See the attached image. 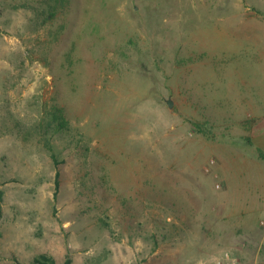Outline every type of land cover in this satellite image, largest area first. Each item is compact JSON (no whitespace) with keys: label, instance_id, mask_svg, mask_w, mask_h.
Here are the masks:
<instances>
[{"label":"rangeland","instance_id":"1","mask_svg":"<svg viewBox=\"0 0 264 264\" xmlns=\"http://www.w3.org/2000/svg\"><path fill=\"white\" fill-rule=\"evenodd\" d=\"M258 148L264 0H0V264H264Z\"/></svg>","mask_w":264,"mask_h":264},{"label":"trees","instance_id":"2","mask_svg":"<svg viewBox=\"0 0 264 264\" xmlns=\"http://www.w3.org/2000/svg\"><path fill=\"white\" fill-rule=\"evenodd\" d=\"M51 122H55L56 123V127L57 128H64L67 124V120L64 116H62V113H61V110L60 109H56L55 112L51 115V118H50ZM258 151H259V154L261 157L264 158V153L261 151L260 148H258ZM54 155V154H53ZM1 199H2V195H1V191H0V219L2 217V205H1ZM42 259V260H40ZM40 259H36V263L37 264H52L46 256H41ZM47 260L49 262H47Z\"/></svg>","mask_w":264,"mask_h":264},{"label":"built area","instance_id":"3","mask_svg":"<svg viewBox=\"0 0 264 264\" xmlns=\"http://www.w3.org/2000/svg\"><path fill=\"white\" fill-rule=\"evenodd\" d=\"M216 264H235L236 260L232 257V254L228 251L223 252L220 257H217L215 260Z\"/></svg>","mask_w":264,"mask_h":264},{"label":"water","instance_id":"4","mask_svg":"<svg viewBox=\"0 0 264 264\" xmlns=\"http://www.w3.org/2000/svg\"><path fill=\"white\" fill-rule=\"evenodd\" d=\"M168 104H169V106H171V105H172V103H171V101H170V100L168 101Z\"/></svg>","mask_w":264,"mask_h":264}]
</instances>
